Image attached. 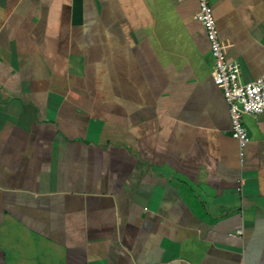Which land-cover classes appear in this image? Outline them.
Masks as SVG:
<instances>
[{
    "label": "crops",
    "instance_id": "obj_1",
    "mask_svg": "<svg viewBox=\"0 0 264 264\" xmlns=\"http://www.w3.org/2000/svg\"><path fill=\"white\" fill-rule=\"evenodd\" d=\"M241 81L264 0H209ZM198 0H0V264H264V113L241 157Z\"/></svg>",
    "mask_w": 264,
    "mask_h": 264
},
{
    "label": "built area",
    "instance_id": "obj_2",
    "mask_svg": "<svg viewBox=\"0 0 264 264\" xmlns=\"http://www.w3.org/2000/svg\"><path fill=\"white\" fill-rule=\"evenodd\" d=\"M199 10L196 19L206 31L214 58L212 79L229 105L231 135L238 142L241 157L250 142V136L243 125L244 115L264 113V76L252 82L241 81V69L237 62H229L222 49L213 9L209 0H198Z\"/></svg>",
    "mask_w": 264,
    "mask_h": 264
}]
</instances>
